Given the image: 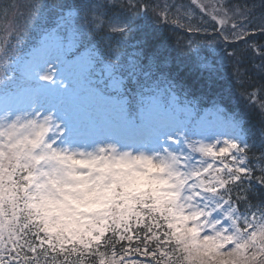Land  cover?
I'll use <instances>...</instances> for the list:
<instances>
[{
	"label": "snow or ice",
	"instance_id": "snow-or-ice-1",
	"mask_svg": "<svg viewBox=\"0 0 264 264\" xmlns=\"http://www.w3.org/2000/svg\"><path fill=\"white\" fill-rule=\"evenodd\" d=\"M37 7L0 0V16L11 13L0 25V264H264V203L250 204L246 186L264 188V168L254 175L241 122L231 121L226 135L210 132L143 94L139 118L131 116L129 101L109 91L122 83L118 57L80 102L50 60L25 64L33 90L14 87L22 21ZM86 7L88 31L119 45L132 32V13L156 6L95 0ZM173 7L165 3L157 19L202 31L170 19ZM212 20L226 42L257 34L246 14L231 24ZM252 51L264 68V46ZM247 99L264 120V98L253 90Z\"/></svg>",
	"mask_w": 264,
	"mask_h": 264
},
{
	"label": "trees",
	"instance_id": "trees-1",
	"mask_svg": "<svg viewBox=\"0 0 264 264\" xmlns=\"http://www.w3.org/2000/svg\"><path fill=\"white\" fill-rule=\"evenodd\" d=\"M155 0H146L153 5ZM228 14H246L264 23V0H223ZM95 0H35L34 14L24 23L23 36L14 53L22 58L49 33L57 30L74 43V54L88 50L100 61L119 58L124 72V95L131 105L143 97L160 94L174 96L178 101L191 103L200 109L214 108L230 121L239 120L251 148L249 160L254 175L264 168V120L259 110L248 102V94L255 90L258 99L264 98V68L261 57L252 48L264 46V35H249L245 41L227 42L224 54L217 57L211 50L208 35L190 34L170 23L157 19L156 13L133 12L132 32L117 45L101 35L88 31L91 11L86 7ZM7 3V0H5ZM66 13H75L76 29H69ZM87 17V19L85 18ZM11 21L0 16V25ZM63 21L65 23L63 24ZM83 28V35L78 31ZM73 34L78 35L73 38ZM69 38V39H68ZM143 45V47H141ZM207 65V67H201ZM136 68V70H135ZM33 82L21 77L14 87L26 89ZM171 85L172 87H169ZM250 190V204L264 203V188L254 181L246 185ZM75 264V261H73Z\"/></svg>",
	"mask_w": 264,
	"mask_h": 264
},
{
	"label": "rangeland",
	"instance_id": "rangeland-1",
	"mask_svg": "<svg viewBox=\"0 0 264 264\" xmlns=\"http://www.w3.org/2000/svg\"><path fill=\"white\" fill-rule=\"evenodd\" d=\"M165 3L170 6L175 5L169 13L170 19L180 20V23L185 25V27H187L188 24L194 27H200L202 31L199 34L209 36L207 44L209 43L211 52L217 57L224 54L223 52L227 42L215 31L217 25L212 20V17L215 16L217 20L227 19L229 24L233 21L238 22L240 19L238 13L228 14L223 0H197L195 5L191 3V0H155L153 6L156 7L155 11L152 12H159ZM201 8L204 9L203 12L200 11ZM63 17L69 20V29L77 28L79 22L75 19V13H66ZM250 21L249 30L251 32L258 30L259 25L263 23L257 19H250ZM64 23L65 21H63V24ZM170 24L174 25L171 22ZM230 33L231 29L229 28L227 34L230 35ZM77 36L78 35H75V37ZM75 49L74 43L67 40V38L57 30L45 35L36 47L31 48L26 55L20 58L19 69L12 73L15 82L21 77L25 78V72L23 71L25 64L35 66L50 60L63 69L65 78L71 82L74 99L78 102L83 101L87 97L90 89H94L97 85L101 84V74L104 71V65L108 63V61L102 62L98 60L99 57L89 51L73 56ZM0 75H2V73H0ZM120 79L122 83L118 86L119 90L110 89V94L114 97L128 100L124 95L123 89L125 79L123 76H121ZM34 87L35 85L33 84L27 87L26 90L31 91ZM153 97L164 105H172L175 109H178L181 119H187L190 125L203 123L208 128L207 131L225 135L231 131V121L223 117L221 113L214 108L200 109L194 104L178 101L174 96L167 97L164 93L155 97V92H153L152 95L145 98ZM138 106L139 104H130L128 112L131 116L139 118ZM83 110L85 113L89 111L86 103L83 104ZM92 115L94 118H98L96 113L93 112Z\"/></svg>",
	"mask_w": 264,
	"mask_h": 264
}]
</instances>
